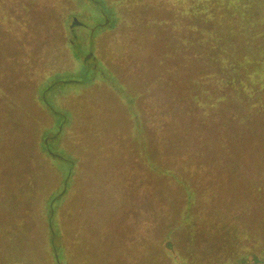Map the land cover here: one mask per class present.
Returning a JSON list of instances; mask_svg holds the SVG:
<instances>
[{"label":"rangeland","instance_id":"1","mask_svg":"<svg viewBox=\"0 0 264 264\" xmlns=\"http://www.w3.org/2000/svg\"><path fill=\"white\" fill-rule=\"evenodd\" d=\"M104 1L111 14H106L110 15L106 18L108 28L102 29L91 24L104 19L99 5L96 8L85 0H0V264H23L24 261L48 264L38 256L37 244L22 238L18 232L25 226L27 238L41 233L45 240V218L37 215V206L58 186L61 177L69 175L70 169L65 161L50 155L77 159L75 166L70 165L72 177L79 184L77 191L71 189L74 192L71 208L77 211L98 210V206L111 210L105 203L111 201V194L102 189L111 175L102 172V169L108 170L103 167L109 161L119 168L124 166L127 177L143 174L148 183V177H153L150 182L159 183V188L149 183L150 196L145 193L144 184L139 188L135 182L129 192H120L116 197L125 200L118 204L123 209L127 202L129 205L138 202L135 211L143 210L139 226L128 222L129 218H117L107 224L106 232L100 233L99 223L94 222L91 237L77 235L75 238L73 229L68 228L63 240L73 255L69 254L67 264H201V257H206L197 255L202 234L196 233L197 227L192 225L193 221L198 223L197 214H202L200 207L187 209L186 194L175 183L172 190L178 195L176 202L169 204L168 201L173 202L170 198L165 203L167 190L160 199L157 197L167 188H162L166 181L159 174L166 165L156 163L159 168H147L142 141L138 142L139 126L148 144L150 136L152 148L156 150L163 145L175 148V142L182 139L172 132V126L177 131H182L180 127H183L185 136L191 135L192 130L200 136L206 126L209 141L226 135L227 131L231 134L240 130L243 138L240 147L245 148L248 157L245 176L250 182H245L248 188L257 190L258 185L253 184L258 177L250 170L254 161L250 156H259V137L248 139L242 131L260 127L259 122L264 120V89L261 88L264 86L261 83L264 76V0H213L221 7L232 2L233 12L231 15L225 11L204 12L205 35L199 33L191 15L178 17L173 12L179 9L178 0H173V5L166 0ZM148 4L160 8L161 18L173 23L169 38L158 32L157 44L151 47L149 31L144 25L145 15L149 16L145 12ZM210 6L215 8L212 0ZM79 44L87 46L98 57L96 62L94 58L87 62L89 66L94 62L97 65V74L92 80L83 60H76L72 51V47L76 51ZM203 44L216 47L212 50L216 61L211 58L209 45L201 48ZM166 45L176 46L180 51L186 49L188 55L200 51L204 57H210L205 58L207 63L199 62L196 57L168 60L170 67L186 61L193 68L189 75L192 81L186 80L184 74H180L181 79L171 81L176 95L167 86L160 58ZM101 52L106 54L105 61L109 64L104 63ZM201 82L207 83L208 89L198 93L197 86ZM190 92L197 100L195 104L186 97ZM219 99L225 110H209ZM205 105L209 119L214 120H203L200 110L204 109L199 106ZM244 113L253 120L238 124ZM163 127L165 134L160 135ZM191 149L198 156L196 147ZM230 162L231 171L223 177L227 180L230 174V185L234 182V187L245 185L234 180L240 162L236 159ZM134 168V172L131 171ZM208 175L203 172L201 176L208 178ZM85 179H90L91 184L96 182L95 188L81 190ZM153 194H156L154 198ZM165 219L176 226L175 237L171 235L173 248L170 253L162 249L161 243L167 236L162 231ZM69 224L67 219V226ZM179 224L185 226L177 227ZM230 225L234 233L240 230L241 240L249 234L247 225L241 226L240 221ZM143 230L149 236L141 235ZM243 245L238 240L235 248L232 242L226 243L223 259L209 260L210 264H236L232 260L226 262V258L238 256L236 251ZM259 248L264 250L255 242V247L249 245L247 249L256 252ZM44 257L48 261V255L44 253Z\"/></svg>","mask_w":264,"mask_h":264},{"label":"trees","instance_id":"2","mask_svg":"<svg viewBox=\"0 0 264 264\" xmlns=\"http://www.w3.org/2000/svg\"><path fill=\"white\" fill-rule=\"evenodd\" d=\"M90 3V5L97 8V5L100 7V14L103 15V21L101 23H91L93 27H101L102 29L108 28L107 23V16L106 14H111V9L104 5L105 1L100 0H85ZM169 1L172 2V5L174 3L173 0H166L168 3ZM98 3V4H96ZM101 3L103 4V7L101 6ZM179 5V9H176L173 11L176 13V15L182 14L186 17L192 16V21L194 22V25H197L199 27V33L205 35L207 32L206 29V19L204 17V12L208 11H215L214 13L218 11H225L229 12V15H231V12H233L231 2L230 4H226L224 6H220L219 3L214 2L212 0V4H214V7L210 6L211 0H178L177 2ZM171 5V6H172ZM149 6V7H148ZM217 6V9H216ZM148 7L145 12L149 15H145V18L147 21H145L144 25L147 27L150 37L151 43H149V47L156 45L157 41L155 40L156 34L159 32H163L162 34L165 35V37L169 38V35L171 33L170 28H173L172 21H164L163 18H161L162 10L158 8L155 5H147ZM157 12H155V10ZM165 9H168L166 7ZM131 10V9H130ZM129 10V11H130ZM138 10V9H135ZM170 10V9H169ZM161 11V12H160ZM164 14V12H163ZM117 21V17L115 22ZM204 23V25H201V23ZM237 26L238 23H235ZM82 25V24H81ZM162 27L163 29H158L159 27ZM81 27H84L82 25ZM169 28V29H168ZM168 29V30H166ZM167 33H166V32ZM170 32V33H168ZM145 36V34H144ZM90 40L93 39V37L90 36ZM88 40V39H87ZM86 40V41H87ZM135 41L138 43V39H135ZM126 43V40L124 41ZM159 43V42H158ZM214 43V39H213ZM89 45V44H88ZM161 45V44H160ZM209 45V44H208ZM208 45L203 44L201 48H207ZM72 47V46H71ZM139 48V47H137ZM136 48V49H137ZM216 48L213 46V44L210 46L209 49L211 51V58L212 60L216 61L217 58H214V54H212V50ZM132 49H135L132 47ZM164 54L160 57L162 59V63H164L165 68V75L167 76L166 82L167 86L170 87L171 92H173L174 95H176V90L172 87V80L173 79H181V76L187 75V79L189 81H192V78H189V75L192 74L193 68L192 64L190 62L186 63L184 61L183 64H177L172 67L168 65V60L173 62V58H181L182 60H190V59H199V62L207 63L205 61V58H210L208 55H205L204 57L200 51H197L196 54H187V50L180 51L176 46L172 45H166L163 46ZM178 49V50H176ZM247 50L249 49L246 48ZM131 50V49H130ZM72 51L74 53V56L76 60H83V63L86 68V72L90 75V80L94 79V77L97 74V65L96 60L98 61V57L91 53V50L86 47H82L79 44V47L75 51V48L72 47ZM135 51V50H131ZM137 53V52H136ZM138 54V53H137ZM100 57L103 59L104 63H107L105 61L106 54L104 52L100 53ZM92 58H94L95 62L93 66L87 65V62L90 61ZM157 60V59H156ZM148 61V60H147ZM155 61V60H152ZM109 64V63H107ZM195 64V63H194ZM177 70L179 71V74H176ZM184 71V73H183ZM262 71L264 72V67H262ZM200 73V74H204ZM185 78V77H184ZM183 80V81H186ZM170 83V84H169ZM261 83H264V76L261 80ZM169 84V85H168ZM207 83L201 82L197 86V92L201 93L204 91V89H208ZM218 84V83H215ZM218 87V86H217ZM261 88L264 89V86H261ZM183 93V90L181 88V95ZM192 93L190 92L186 94L187 99L190 101V103H196L197 100L193 99L191 97ZM191 98V99H190ZM212 108L209 110H225L224 104L220 102V99L217 101V103L214 101V103L211 105ZM199 108H202L204 110H200L203 114V120L210 121L214 120L209 119V112H207L206 105L205 106H199ZM218 111V112H219ZM216 113L217 111H213V113ZM252 114V113H251ZM250 114V115H251ZM255 114V113H254ZM248 113H244L240 120H242L239 123H245V121L251 122L253 120L252 117L246 116ZM264 118V116H263ZM209 119V120H208ZM143 120V118L141 119ZM232 121V120H231ZM261 125L260 127H250L248 131H242L245 136L248 139H254L256 137L258 138L259 142V156H250L251 159H254L252 161L253 167L250 168L252 172L257 173V181L253 185H258L257 190L248 188L247 184L245 182H250L249 179L246 178V167H245V160H247L248 157L245 156V148L241 149L240 143L243 141L242 135L240 130L233 131L231 134L227 131L226 135H220L218 138L214 140H207L206 135V126L204 130L205 132L201 133L199 136L198 133H194L193 130L191 131V135H184L185 129L183 127H180L182 129L177 131L176 128H173L172 126V132L176 134V137L179 134V137L182 139H179V141L175 142V148L173 146H168V148L163 145V142L161 140V144L163 146L160 147L159 150H156L154 147L152 148L151 145V139L149 136V144L148 139L144 138L142 135V128L140 127L139 135H138V142L142 141V152L143 156L147 157L146 163L147 168H150L152 166H156V168H159L160 166L156 163H165L166 166L164 168H161L159 171V174L163 175L162 177L166 181V185H162V188L165 187L166 189L161 191L157 197L160 199L161 194L164 193V191L167 190L166 193V199L165 203L170 199L173 198L172 201H168L169 204H173L178 200V195L176 192H173L172 188L175 187V185H180V188L182 190V193L184 192V195L186 197L185 202L187 209H193L194 210L197 207H200V211L202 214H197L198 223L196 221L192 222V225H195L197 227L196 233L199 231L202 235H200L199 239V252L197 255H205L206 257H201L203 260H200L199 262L202 264H210L211 260L212 262H216L215 259L221 260L223 259V256L227 251L226 243L232 242L233 247L236 246V241L243 242L244 245L236 251L238 256L231 257L230 259L226 258V262H235L236 264H264V250L258 249L256 252L252 251L251 249H247L249 245H253L255 247V242L264 247V120L259 122ZM61 125V122L59 126ZM253 126V125H252ZM179 128V127H178ZM200 128V127H199ZM165 129L160 128V135L165 134ZM224 132V131H223ZM155 134H157V131H154ZM196 134V136L194 135ZM154 135V134H153ZM134 139V136H133ZM132 139V142H133ZM131 140V139H130ZM144 140V141H143ZM145 142V143H144ZM147 142V143H146ZM134 144V142H133ZM182 144V146H180ZM150 145V146H149ZM195 146L197 150L198 156H195L191 147ZM148 147V148H147ZM152 151H151V149ZM145 148V149H144ZM202 151V152H201ZM50 155V154H48ZM67 155V154H66ZM157 155V157H156ZM55 158H57L60 161H65L70 169H69V175H65L64 177H61V180L58 184V186L54 187L53 191L46 195L43 198V203H39L36 209L37 215L40 218H45V225H43V228H45V240L43 241L41 238V233L37 236H28L27 233L28 230L25 228V226L21 227L18 233L22 235V238L29 239L31 242H34L38 246V253L40 258H44L48 264H67L66 259L69 260V254H71V251L68 250L69 246L65 244L63 240V236L66 233V230L68 228L73 229L74 232V238L79 235L80 237H91V230L93 227L94 222L99 223L100 227V233L107 231V224L112 219H126L129 218L127 221L132 222V224H136L139 226V224H142L143 214L141 211L142 209L138 208L137 212L135 211L137 208L138 202H134V205H129L127 202V206L125 209L118 207L119 203H123L124 201H121L117 199L116 197L119 195L120 192L127 193L129 192L130 188L133 185L138 184L139 188L143 187V184L145 186V193L149 194V183L150 186H155L156 188H159L158 182H150L153 180V177H148V180H146L143 174H139L136 177H127L125 174L127 173L125 171V167L122 166L119 168V166L113 162L109 161L107 162L103 168H107L108 170H103L102 172L106 171L107 175L110 173L107 177V181L102 186V189L104 190V193L110 192L111 198L110 202H105L107 205L110 206L111 210H108L109 208L107 206L101 207L98 206V210H76L75 208H71L74 200L73 191L71 189L75 188L77 191L79 189V184L76 182L77 179L72 177V171L71 166H75L77 163L75 158L72 156H67L68 159L61 158L60 156H54L50 155ZM142 157V156H141ZM153 157L156 159H153ZM138 162L141 163V160L138 156ZM236 159L240 162V165L236 172L238 173V176L234 178V180L238 179L239 182L244 183L245 185H230V174L226 178H224L226 174L230 173L231 167H230V160ZM241 159V160H239ZM174 163L177 165L174 166ZM141 166L143 164L141 163ZM178 166V168H176ZM175 168V170H174ZM135 168L131 171L134 172ZM117 171V172H116ZM95 172V170H93ZM209 174L208 180L203 178L201 175L202 173ZM118 173V174H117ZM136 173V172H135ZM138 173V172H137ZM224 176V177H223ZM225 180H224V179ZM136 181H135V180ZM173 180V181H171ZM226 181V182H224ZM136 182V184H134ZM62 183V184H61ZM96 182L91 184L90 179H85L83 181V186L81 190H87L95 188ZM252 184V183H251ZM171 186V187H168ZM84 187V188H83ZM222 187H224V190H222ZM230 187H232L230 189ZM179 188V186H178ZM179 188V189H180ZM253 190H255L253 192ZM159 190H157L156 193H158ZM181 195V194H180ZM255 195V197H254ZM156 196V194H153V198ZM183 196V195H182ZM184 199V198H183ZM157 200V199H156ZM149 197H147L148 202ZM145 205H148L145 203ZM157 205V204H156ZM118 207V208H117ZM139 207V206H138ZM159 207H162L161 205ZM81 208V207H80ZM186 209V211H187ZM209 210L208 214H205L204 211ZM130 211L132 214L130 215ZM141 214V215H140ZM131 216V217H130ZM67 219L70 220L69 226H67ZM138 219V220H137ZM140 219V221H139ZM233 221H240L241 226L247 225V232L249 233L246 238H243L244 240H241L242 237H240L239 231L234 233L231 227V222ZM128 224V223H127ZM185 226L182 224L177 225V227ZM176 227L174 223L168 219H165L164 226L162 227L163 233H165L167 236L164 238L162 243V249L164 251H167L170 253L171 249L173 248L172 243V237H175V229ZM246 227V226H245ZM39 230V229H38ZM146 230V229H145ZM257 233V237L254 235V233ZM147 235V233L143 230V233L141 235ZM172 235V237H171ZM238 235V236H237ZM149 236V234L147 235ZM53 240V242H51ZM248 242L249 244H246ZM239 243V242H238ZM255 249V248H254ZM253 249V250H254ZM248 251V252H247ZM44 253L48 255V261L44 257ZM37 256V257H38ZM65 261V263H63ZM35 263V260H34ZM69 263V261H68ZM23 264H28L27 261H24ZM70 264V263H69Z\"/></svg>","mask_w":264,"mask_h":264}]
</instances>
